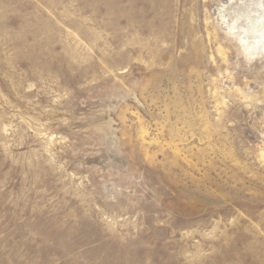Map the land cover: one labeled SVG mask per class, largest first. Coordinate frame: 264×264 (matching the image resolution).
<instances>
[{"label": "rangeland", "instance_id": "obj_1", "mask_svg": "<svg viewBox=\"0 0 264 264\" xmlns=\"http://www.w3.org/2000/svg\"><path fill=\"white\" fill-rule=\"evenodd\" d=\"M0 264H264V0H0Z\"/></svg>", "mask_w": 264, "mask_h": 264}, {"label": "bare ground", "instance_id": "obj_2", "mask_svg": "<svg viewBox=\"0 0 264 264\" xmlns=\"http://www.w3.org/2000/svg\"><path fill=\"white\" fill-rule=\"evenodd\" d=\"M255 40H258V38H256ZM245 41V40H244ZM246 42H250L249 40L248 41H246ZM254 43V42H253ZM248 44V43H247ZM246 44V45H247ZM250 45V44H249ZM252 46H254L253 44H252ZM248 47H250V46H248Z\"/></svg>", "mask_w": 264, "mask_h": 264}]
</instances>
